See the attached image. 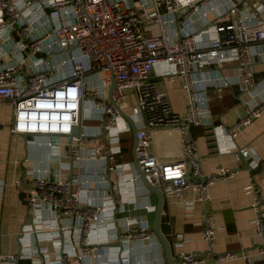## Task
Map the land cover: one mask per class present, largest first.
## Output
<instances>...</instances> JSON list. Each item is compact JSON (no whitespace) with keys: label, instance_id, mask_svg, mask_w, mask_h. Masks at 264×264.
<instances>
[{"label":"built area","instance_id":"obj_1","mask_svg":"<svg viewBox=\"0 0 264 264\" xmlns=\"http://www.w3.org/2000/svg\"><path fill=\"white\" fill-rule=\"evenodd\" d=\"M263 45L264 0H0V105L13 110L11 134L32 136L26 145L47 152L46 163L23 161L19 251L0 255V263L134 264L129 245L155 237L146 221L128 216L142 184L133 161L119 160L131 128L108 102L112 77L111 99L136 126L135 158L164 198L190 209L185 196L193 192L206 206L211 187L240 171L203 172L191 128L211 121L209 89L219 99L231 86L252 95L234 124L213 131L219 154L236 151L246 168H257L255 153L234 139L264 112V84L254 79L264 72ZM230 66L233 75H223ZM151 74L180 84L183 113L174 111ZM155 131L178 135L180 158L152 155ZM245 190L253 200L255 249L214 254L215 222L206 211L200 229L206 251L184 252L178 236L176 264H264V191Z\"/></svg>","mask_w":264,"mask_h":264},{"label":"crops","instance_id":"obj_2","mask_svg":"<svg viewBox=\"0 0 264 264\" xmlns=\"http://www.w3.org/2000/svg\"><path fill=\"white\" fill-rule=\"evenodd\" d=\"M209 37H212L211 33L208 35V39ZM260 48L264 49V45ZM261 65L259 64L258 67ZM222 74L233 75L232 66L224 69ZM150 78L152 81L160 83V88L168 96L174 111L183 113L187 97L181 90L180 84L161 81L155 78L154 74H151ZM254 79L256 82L262 81L264 84V72L255 74ZM257 92L258 89L252 94ZM207 96L211 121L205 123L204 126L191 128V135L197 142L203 172L209 175L221 167L230 169L240 167V171L232 180L216 183L211 187V200L206 206L196 201V195L193 192L185 196L187 202H193L190 209L164 198L161 221L165 224L167 240L171 244L174 258L179 250L174 244L178 236L184 240L181 249L184 252L204 253L206 251V245L200 238V229L206 211L213 216L215 222L214 254H222L227 251L251 253L258 244L252 224L254 218L253 200L245 188L254 185L264 191V112L242 129L234 139L239 148H249L260 161L257 168L248 169L236 151L230 152V154L218 153L213 128H226L234 124L238 116L243 114L244 104L250 101L252 95L242 93L238 87L231 86L223 91L221 99L212 89L208 90ZM259 98L260 95H257L255 100L259 101ZM12 112L9 105H0V157L2 163L0 182L4 185L0 197V255L4 256L15 255L19 251L17 239L26 214L25 205L21 202V189L17 185L24 175L23 161L27 159L35 165L47 162V152L43 145L39 147L27 146L26 138L11 134ZM123 138L127 137L124 135ZM96 144L97 142L92 143L91 147ZM150 151L153 156L162 161L177 160L180 158L178 135L170 131H155L151 135ZM49 169L52 172L57 171V165L51 163ZM82 179L89 180L90 177L83 173ZM136 197L139 205L134 210H129L128 216L135 220L146 221L152 228L154 212H147L143 207L153 206L155 208V196L138 185ZM113 245L116 246V243ZM129 253L130 261L134 264H166L162 247L155 237L148 242L131 243ZM88 261L93 262V260L87 259L79 264H88ZM18 264L28 263L20 261ZM222 264H244V262L236 260Z\"/></svg>","mask_w":264,"mask_h":264},{"label":"water","instance_id":"obj_3","mask_svg":"<svg viewBox=\"0 0 264 264\" xmlns=\"http://www.w3.org/2000/svg\"><path fill=\"white\" fill-rule=\"evenodd\" d=\"M114 78L112 77V81L110 83V86L108 88V102L115 107L116 110L120 112V114L126 119L128 124L130 125L131 128V135H132V149H131V155H132V161L135 167V170L138 174V177L140 179V185L145 191H148L152 195L155 196L156 198V205H155V210H154V216H153V223H152V232L154 233L155 238L158 240L159 245L162 247L164 257H165V262L166 264H176V259L173 257L172 254V249H171V244L167 240L166 236L162 233L161 231V215H162V209H163V204H164V196L162 191L158 187H154L150 185L146 179L145 176L141 170L140 165L138 164L136 158H135V147H136V140H135V133H136V126L133 123V121L129 118H127L121 111L120 108L115 105L111 99V91L114 86ZM73 135L78 136L79 134V128L75 127L73 129ZM17 264V262L15 263Z\"/></svg>","mask_w":264,"mask_h":264},{"label":"trees","instance_id":"obj_4","mask_svg":"<svg viewBox=\"0 0 264 264\" xmlns=\"http://www.w3.org/2000/svg\"><path fill=\"white\" fill-rule=\"evenodd\" d=\"M131 149H132V141L131 139L129 140L127 137L122 141V155L119 160L123 162L132 160ZM161 231L166 236V229L163 221H161Z\"/></svg>","mask_w":264,"mask_h":264},{"label":"rangeland","instance_id":"obj_5","mask_svg":"<svg viewBox=\"0 0 264 264\" xmlns=\"http://www.w3.org/2000/svg\"><path fill=\"white\" fill-rule=\"evenodd\" d=\"M84 124H86V125H89V124H93V123H91V122H85ZM126 137H128V139L130 140L131 139V141H132V137H131V135H125ZM123 137V136H122ZM26 139L28 140V141H31V140H33V137L32 136H27L26 137ZM21 140V139H20Z\"/></svg>","mask_w":264,"mask_h":264}]
</instances>
